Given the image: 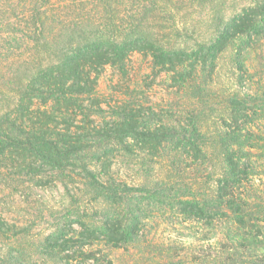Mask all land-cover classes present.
I'll use <instances>...</instances> for the list:
<instances>
[{"label":"trees","instance_id":"trees-1","mask_svg":"<svg viewBox=\"0 0 264 264\" xmlns=\"http://www.w3.org/2000/svg\"><path fill=\"white\" fill-rule=\"evenodd\" d=\"M50 1L30 0L16 14L12 6L14 21L1 16L0 184L27 178L45 187L59 179L67 189L66 181L76 174L114 210L98 222L78 218L70 222L76 227L63 224L43 238L41 255L57 264H119L100 246L120 249L136 241L142 221L122 209L129 194L143 187L115 182L109 176L110 155L122 150L152 160L170 145L199 167L218 169L211 198L186 199L145 190L158 201L172 204L187 220L204 222L207 228L220 226L232 241L220 251V264H264V198L252 189L256 161L248 108L239 99H231L223 124L207 133L198 115L189 123L175 118L151 122L134 96L116 105L110 119H103L97 95L103 71L112 67L125 77L134 53L149 59L154 76L169 75L176 92L185 94L200 92L199 75L213 71L230 47H235L234 71L245 72L246 48L264 41V0H250L228 19H221L208 42L192 47L165 45L148 22L159 13L169 14L171 6L182 0H128L126 26L113 28L111 22L73 33L63 24L60 37L48 28ZM99 1L111 12L113 0ZM11 5L12 0H0L4 14ZM44 55L50 58L46 63ZM7 226L0 218L1 233ZM1 262L25 264L7 255Z\"/></svg>","mask_w":264,"mask_h":264},{"label":"rangeland","instance_id":"rangeland-1","mask_svg":"<svg viewBox=\"0 0 264 264\" xmlns=\"http://www.w3.org/2000/svg\"><path fill=\"white\" fill-rule=\"evenodd\" d=\"M249 1L182 0L175 7L171 6L169 14L161 16L159 13L148 22L165 45L192 47L196 42H208L221 19H228ZM29 3L30 0H12L8 13L0 10V22L1 16L6 15L8 21H14L16 12L24 10ZM12 6L15 14H12ZM104 7L99 0H51L48 28L59 36L63 24L73 33L111 22H114L113 28L126 26L128 0L110 2L109 13ZM246 49L245 72L234 71L235 47H230L221 55L213 71L207 69L199 75L201 90L195 95L176 92L169 75L154 76L149 59L134 53L128 60L125 77L112 67L101 74L97 89L102 101L101 116L110 119L116 105L134 96L153 123L159 118L189 123V118L198 115L210 133L223 124L230 100L239 99L250 113L249 138L256 161L252 189L264 198V41ZM44 57L46 63L50 58ZM132 90L135 92L131 93ZM110 160L109 176L115 182L143 187L129 194L122 209L127 214H137L142 226L136 241L127 247L100 246L104 254L119 264H220V251L232 243L223 235L220 226L207 228L204 222L187 220L172 204L158 201L145 190L147 187L186 199L207 200L211 198L210 188L218 176V169L206 168V165L199 167L196 161L170 145L152 160L142 153L128 154L122 150H113ZM96 169L99 171L98 165ZM66 182L67 189L59 179L45 187H38L27 178L0 184V218L8 225L5 232H0V264H5L1 260L6 255L25 264H57L40 253V243L46 235L78 218L93 223L113 212L114 208L101 193L85 184L80 176L74 174Z\"/></svg>","mask_w":264,"mask_h":264}]
</instances>
